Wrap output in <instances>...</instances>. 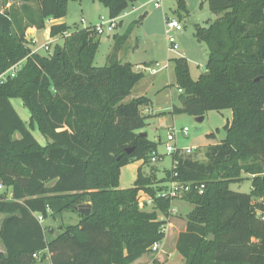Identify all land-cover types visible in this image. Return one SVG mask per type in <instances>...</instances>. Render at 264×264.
I'll return each mask as SVG.
<instances>
[{
  "label": "trees",
  "instance_id": "1",
  "mask_svg": "<svg viewBox=\"0 0 264 264\" xmlns=\"http://www.w3.org/2000/svg\"><path fill=\"white\" fill-rule=\"evenodd\" d=\"M24 1L31 25L42 30L48 20L64 19L69 2L38 0L39 21L32 0ZM98 1L110 19H118L137 0ZM207 1L216 19L208 28L197 27L209 51L206 72L193 80L188 61L174 59L182 92L173 114L200 118L231 110L227 136L197 149L203 161L177 154L164 179L140 170L135 186L124 190L121 170L134 162L151 164L159 145L139 133L147 126L143 111L151 100L128 101L145 74L118 60L95 67L97 33H70L66 24L51 27L52 38L70 33L63 45L47 55L36 53L14 33L11 13L0 12V73L23 63L14 79L0 85V184L6 188L0 215L7 216L0 230L7 255H0V264H34L43 251L52 264H134L166 239L175 200L159 195L172 181L192 189L179 198L194 206L176 243L185 264H264V0ZM178 3L188 14L185 0ZM13 99L29 110L30 127L50 140L46 146L35 139ZM246 178L250 194L231 191V184ZM202 185L200 194L196 188ZM142 195L153 200L151 212L140 207ZM88 204L86 217L78 208ZM69 212L80 222L50 239L37 216Z\"/></svg>",
  "mask_w": 264,
  "mask_h": 264
},
{
  "label": "rangeland",
  "instance_id": "2",
  "mask_svg": "<svg viewBox=\"0 0 264 264\" xmlns=\"http://www.w3.org/2000/svg\"><path fill=\"white\" fill-rule=\"evenodd\" d=\"M188 14L180 8L178 0H163L161 8H155L151 0H137L128 8V15H124L118 22L117 27L112 33L97 35L100 41L99 50L96 54L94 66L105 67L108 64L118 60V53L121 52L122 63H132L133 65L168 64L167 70L153 77L146 75L145 82L151 83L147 89V95L151 100L150 108L154 113L149 115L145 110L144 116L148 117L147 126L142 133L148 135V139L158 143V152L163 158L157 163L158 171L155 174L158 180L165 178L167 171L173 168V156L167 155L165 142L171 128L178 132L177 146L181 150L187 148H196L203 151L209 145L220 143L227 136L225 126L233 122V113L231 110L223 112H208L203 122H198L197 118L187 114H173V105L180 107L179 88L177 87L174 59L185 58L189 63L190 76L193 80H198L206 72L209 61V51L205 43L200 42L197 35V27L208 28L214 21L215 16L210 11L207 0H187ZM24 0H0V12H10L14 21V33L18 36H24L29 41L30 47L34 50L43 45H49L48 52L40 51V54L47 55L56 45H63L64 40L70 33L76 30L86 29L89 26H96L101 18L109 20V10L98 0H69L66 9L64 24L70 28V33L60 35L51 39L46 30L49 26L45 24V29H38L32 26L24 12ZM29 6L36 19L40 21L39 2L32 0ZM136 7L137 12L131 13ZM148 16L145 17V14ZM177 20L181 27L175 33L171 34L177 39V52L169 51V35L166 33V20ZM85 21V24L82 21ZM36 45H32L33 43ZM121 59V58H120ZM131 99L129 98L128 101ZM12 104L20 115L22 120L30 128L35 139L42 145L49 143L37 127H30V112L23 105L20 99H13ZM184 128L189 129L185 136L182 133ZM215 134V139H208L207 135ZM16 138H20L17 134ZM192 154L200 161H203L201 151ZM155 164H144L143 161L134 162L124 167L122 176L120 175V187L133 188L137 181L138 172L141 170L145 175H151ZM121 184V185H120ZM233 192L250 194L252 191V182L245 179L242 182H236L230 185ZM142 195L140 199H143ZM194 206L185 201L175 200L172 202L170 218L180 219L192 211ZM145 212L153 210V204L143 209ZM175 211V212H174ZM163 216L160 215V218ZM79 216L74 212L65 213L54 217L50 224L55 225L56 230L60 226L74 225ZM180 223L175 228H167V239L165 248L168 251L174 249L175 235ZM172 264H177L174 261Z\"/></svg>",
  "mask_w": 264,
  "mask_h": 264
},
{
  "label": "built area",
  "instance_id": "3",
  "mask_svg": "<svg viewBox=\"0 0 264 264\" xmlns=\"http://www.w3.org/2000/svg\"><path fill=\"white\" fill-rule=\"evenodd\" d=\"M151 2L154 4L155 8L159 9L162 6L163 0H151ZM124 15H128V12L126 11ZM120 18L118 19H109L106 20L105 18H101L100 23L97 24L96 26H89L86 29H91L97 33V35H104L107 33H112L114 29L117 27V22L119 21ZM83 24H85V21H82ZM181 27V24L177 20H171L167 19L166 20V33L169 35L168 43H169V51L170 52H177L178 47H177V39L174 36H171V34L175 33L177 30H179ZM33 46L36 45L34 42L32 44ZM50 50L49 45H43L41 47H38L34 49L33 51L36 53H40V51H45L48 52ZM23 67V63H19L13 67H11L9 70L0 73V85H3L7 83L9 80L14 79L18 73L21 71ZM169 67L168 64L166 65H161L159 63L155 64H150L147 66H137L136 71L143 73L145 75H150V76H157L159 75L162 71L167 70ZM182 92V91H180ZM182 133L187 136L189 133L188 128H184L182 130ZM177 135L178 132L177 130L173 127L169 130V133L167 135V140L165 142L166 146V153L167 155H172L175 156L177 154H187V155H192L196 152V148H187L185 150H181L177 146ZM163 156L159 154L158 151L152 153L151 155V163L152 164H157ZM178 165L177 162H175L174 166L176 167ZM177 175H175L176 177ZM6 188L0 184V193L4 192ZM191 186L189 184H183L182 182L179 181H172L168 184V189L164 192H162L159 196L163 197L165 199H171V200H176L179 198H182L186 193H189L191 191ZM196 190L199 191L200 194L203 193L204 186L202 185L201 187L196 188ZM153 204V200L148 197L144 196L143 199H140V207L142 209L146 208V206H150ZM172 211V210H171ZM173 212V211H172ZM175 212V211H174ZM38 221L40 223H43L44 218L39 215L37 216ZM162 247V244H156L152 248V252L156 253L158 252Z\"/></svg>",
  "mask_w": 264,
  "mask_h": 264
},
{
  "label": "crops",
  "instance_id": "4",
  "mask_svg": "<svg viewBox=\"0 0 264 264\" xmlns=\"http://www.w3.org/2000/svg\"><path fill=\"white\" fill-rule=\"evenodd\" d=\"M185 2L187 4V6H188L187 0H185ZM133 8L134 9L132 10L131 13H135V12L138 11V9L136 7H133ZM147 16H148V13L145 14V17H147ZM121 18H122V16L120 17V19ZM215 19H216V17H215ZM46 24L49 27L47 29H45V30H46V33L48 34V37L51 39V37H50L51 36V27L53 25H57V24H64V19H61V20H48L46 22ZM122 58H123V56H122L121 52L119 51V53H118V61L121 62V63H122V61H121ZM130 64H132V63H130ZM147 65H150V64L133 65V66L135 67V70H136L137 66H147ZM145 77H146V75H145ZM153 77H155V76H153ZM144 80H145V78L134 89V91H133V93H132V95L130 97L131 100L139 98V97H147V98H149L148 95H147V89L150 87L151 83H147ZM179 92H180V90H179ZM180 94H181V92H180ZM173 108H174V105H173ZM144 110L149 115L154 113V110L152 108H150V107H146ZM139 133L141 134L142 131H140ZM155 166L156 167L154 168V171H158L159 169L157 168V164H155ZM123 170L124 169H122V172H123ZM122 172H121V176H122ZM138 174H139V172H138ZM137 179H138V177H137ZM120 189L124 190V189H129V188L128 187L127 188L126 187H120ZM10 197H11V195H10ZM177 200L178 201H182L181 199H177ZM6 217L7 216H5V215H0V230H1L2 224H3L4 220L6 219ZM52 219L54 220V218L44 219L43 223H41L42 225H44V227L47 228V231L51 233L50 239H52L53 237H55L56 235L61 233V228L63 227V226H60V228L56 230L55 225L50 224V221H52ZM79 222H80V218H78L77 222H75L74 225H77ZM177 223H180V226H179L178 231L176 232V235H175V241H174V244H173L174 245V249H172L171 251H168L165 248L166 239H167V232H166V239L162 243L161 249L158 252H156V253H151V254L144 255L140 260H138L134 264H153L154 260H157L160 264H172L174 261H177V264H185V260L178 253V251L176 249V243H177L179 235L186 230V221L183 219V217H180V219L169 218L166 230H167V228H175ZM0 255H7V250H6L5 245H4L3 241L1 240V238H0ZM35 260L36 261H35L34 264H52L51 255L48 253V251H43V252L37 254L35 256Z\"/></svg>",
  "mask_w": 264,
  "mask_h": 264
},
{
  "label": "water",
  "instance_id": "5",
  "mask_svg": "<svg viewBox=\"0 0 264 264\" xmlns=\"http://www.w3.org/2000/svg\"><path fill=\"white\" fill-rule=\"evenodd\" d=\"M204 119H205V117H200V118H197V121L201 123V122L204 121ZM140 136L143 137V138H147L148 137V135L146 133H141ZM127 152L130 153L131 150H127ZM78 211L81 214H83L84 216L89 217L90 214H91V205L90 204L84 205L81 208H78Z\"/></svg>",
  "mask_w": 264,
  "mask_h": 264
}]
</instances>
